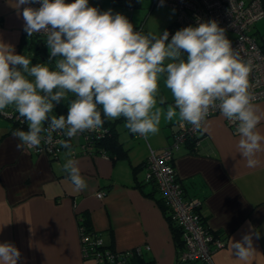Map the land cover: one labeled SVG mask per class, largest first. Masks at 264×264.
<instances>
[{
	"label": "crops",
	"instance_id": "crops-1",
	"mask_svg": "<svg viewBox=\"0 0 264 264\" xmlns=\"http://www.w3.org/2000/svg\"><path fill=\"white\" fill-rule=\"evenodd\" d=\"M14 4L15 0H0V40L29 57L32 64L47 62L46 37L28 36ZM89 4L125 15L138 31L162 34L172 30L174 34L178 30L175 10L158 7L155 0H136L133 4L89 0ZM137 9L145 14L141 20L136 19ZM153 20L158 23L155 29ZM251 34L264 47V18L252 26ZM48 66L54 68V64ZM159 97L166 98L163 105ZM159 97L157 106L166 113L167 107L174 105L170 90L159 89ZM72 99L73 94L68 93L49 115H65ZM252 104L264 115V101ZM4 111L17 113L12 107ZM107 122L125 151L120 157H104L92 146V153L71 157L64 149L57 158H50L26 147L18 150L19 141L12 133L26 131L27 122L25 128L17 129L0 114V243L16 246L21 253L17 264H95L93 259H84L81 252L78 216L85 214L91 231L106 249L125 251L147 246L140 257L143 263L200 264L177 261L178 246L167 209L161 206L164 202L156 185L145 181L149 151H160L170 144L178 115L169 122L162 114L159 132L147 138L125 127L129 135L121 133L123 126L117 124L126 123L122 117ZM258 130L264 134V119ZM197 138L198 143L185 142L173 152L174 168L184 196L202 201L199 213L213 237L221 241V247L212 251L213 264H264V153L259 154L258 167H247L236 148L239 134L221 114L207 118ZM81 142V138L72 139V149L79 152ZM68 159L78 162L87 183L85 190L76 191L68 179L64 171ZM98 192L103 193L101 198L96 197ZM245 235H251L253 249L247 260H242L234 255L233 246ZM132 262L139 263L136 259Z\"/></svg>",
	"mask_w": 264,
	"mask_h": 264
},
{
	"label": "clouds",
	"instance_id": "clouds-1",
	"mask_svg": "<svg viewBox=\"0 0 264 264\" xmlns=\"http://www.w3.org/2000/svg\"><path fill=\"white\" fill-rule=\"evenodd\" d=\"M163 6L159 0L158 7ZM14 7L28 36L43 34L49 49L47 62L32 64L0 40V114L7 116L4 110L12 107L28 125L12 133L18 150L39 148L60 132L68 138L60 144L71 156L69 141L86 131L99 132L102 113L109 120L123 117L131 133L147 138L159 132L162 114L169 122L178 115L182 126L186 122L200 130L210 111L218 110L237 126L236 148L247 167L261 164L264 134L258 125L264 115L249 92L251 62L241 59L216 20H198L169 40L167 30L138 31L125 15L101 11L89 0H15ZM161 77L174 100L166 113L157 106ZM68 93L74 99L67 114L50 116ZM165 100L159 97V104ZM64 171L76 191L87 188L75 159L66 161ZM252 249L251 235L234 242L239 259L247 260ZM20 258L14 244L0 243V264H17Z\"/></svg>",
	"mask_w": 264,
	"mask_h": 264
},
{
	"label": "built area",
	"instance_id": "built-area-1",
	"mask_svg": "<svg viewBox=\"0 0 264 264\" xmlns=\"http://www.w3.org/2000/svg\"><path fill=\"white\" fill-rule=\"evenodd\" d=\"M135 1L126 0L127 3L131 4ZM155 3L158 5L159 0H155ZM164 5L175 10V26L178 30L189 25L196 26L198 20H216L219 26L226 30L228 39L233 48L238 50L241 59L251 62L249 92L253 97L252 103L264 101V47H261L251 34L252 26L264 18V6L260 0L247 2L243 0H164ZM30 6L39 7L38 4ZM167 31L170 33L169 38H171L172 30ZM33 35L44 36L43 34ZM217 114H220L218 110L210 111L207 118ZM4 117L9 120L18 119V115L11 112ZM226 122L229 127L236 130L235 124L227 119ZM44 127L47 128V124ZM103 129L99 132L86 131L79 134L77 137L82 140L79 145V152L72 149L71 157L78 153H92L89 151V147L93 146L92 141L94 139L101 137ZM198 132L199 130H194L192 125L185 122L182 126L179 121L176 124V130L172 133L170 144L160 151H149L145 181H152L156 185L166 206L170 224L180 230L182 248L178 251L177 261L179 263L213 264L212 251L214 248L221 247V241L212 236L199 213L202 201L184 196V191L174 168L173 152L188 140L195 139V144L198 143ZM42 135L46 137L47 134L42 133ZM67 139L62 133L53 132L50 142L42 140L39 148L30 150L35 153L46 154L50 158H57L65 149L61 146L60 141ZM97 153L108 157L104 150ZM102 195V192H98L96 197L101 198ZM79 233L83 258L93 259L95 264H134L132 260L141 257L144 250L149 249L145 246L144 248L135 247L125 251H114L104 248L102 240L97 235H86L81 229H79ZM142 264L149 263L144 262Z\"/></svg>",
	"mask_w": 264,
	"mask_h": 264
},
{
	"label": "trees",
	"instance_id": "trees-1",
	"mask_svg": "<svg viewBox=\"0 0 264 264\" xmlns=\"http://www.w3.org/2000/svg\"><path fill=\"white\" fill-rule=\"evenodd\" d=\"M262 5H264V0H262ZM14 114L18 115V113H14ZM20 119H22V118H20ZM20 119L10 120V122L14 123V125H16L17 129H23V128H25L26 123H25V121H23V119H22V121H20ZM102 119L105 120L104 125H103L104 129H103L102 135L100 138L94 139L92 141V145H93V147H95L96 152L104 150L107 153L108 157H110L112 159L118 158L125 151L122 149L121 144L118 143V141L116 140L115 132L113 131V128L111 126L112 124L107 122V119L103 117V113H102ZM78 138H80V137H78ZM70 141H72V140H70ZM188 141L189 142L192 141L195 144V139L194 140H188ZM188 141H186V142H188ZM162 201H163V199H162ZM161 206L164 208L166 207L164 204H162ZM78 225H79V229H81V231L84 234L91 235V236L96 235L95 233H93L91 231L90 223H89L85 214H80L78 216ZM170 228H171V231L173 233L176 244L178 246L177 251H180V249L182 248V240H181L180 230L172 224H170ZM209 231L213 236L212 231L210 229H209ZM136 260H138L140 264L143 263V261H144L140 257L136 258Z\"/></svg>",
	"mask_w": 264,
	"mask_h": 264
},
{
	"label": "rangeland",
	"instance_id": "rangeland-1",
	"mask_svg": "<svg viewBox=\"0 0 264 264\" xmlns=\"http://www.w3.org/2000/svg\"><path fill=\"white\" fill-rule=\"evenodd\" d=\"M138 11H139V13H138ZM136 19H139L140 17H144V12L142 11V9H141V12H140V10H136ZM145 12H147L146 10H145ZM144 14V15H143ZM141 18V19H142ZM141 19H139V20H141ZM152 22V25L154 26V29H155V27L157 28L158 27V23H157V21H155V20H153V21H151ZM29 79H31V78H29ZM165 87H164V79H163V77H161V79H160V81H159V89H164ZM117 126H123V128L121 129V133H125V134H127V135H129V133H128V130L127 129H125L126 127H125V124L122 122V123H118L117 124ZM125 127V128H124Z\"/></svg>",
	"mask_w": 264,
	"mask_h": 264
}]
</instances>
